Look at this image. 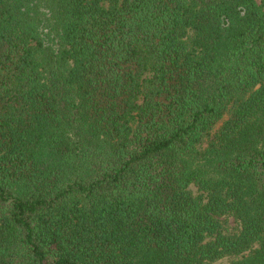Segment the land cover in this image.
<instances>
[{
  "label": "trees",
  "instance_id": "trees-1",
  "mask_svg": "<svg viewBox=\"0 0 264 264\" xmlns=\"http://www.w3.org/2000/svg\"><path fill=\"white\" fill-rule=\"evenodd\" d=\"M0 264H264V0H0Z\"/></svg>",
  "mask_w": 264,
  "mask_h": 264
},
{
  "label": "rangeland",
  "instance_id": "rangeland-1",
  "mask_svg": "<svg viewBox=\"0 0 264 264\" xmlns=\"http://www.w3.org/2000/svg\"><path fill=\"white\" fill-rule=\"evenodd\" d=\"M221 123H222V121H220V122L216 125V127L214 128V130H216V128L219 127V126L221 125ZM194 190L196 191L195 188H194ZM228 224H229V225H233V224H234V220H233V218H229V219H228Z\"/></svg>",
  "mask_w": 264,
  "mask_h": 264
}]
</instances>
